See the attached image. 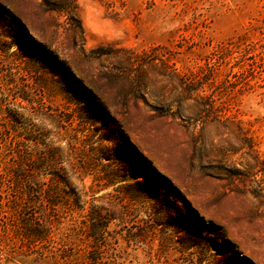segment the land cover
<instances>
[{
    "label": "rangeland",
    "instance_id": "obj_1",
    "mask_svg": "<svg viewBox=\"0 0 264 264\" xmlns=\"http://www.w3.org/2000/svg\"><path fill=\"white\" fill-rule=\"evenodd\" d=\"M0 5L16 26L0 22L9 35L0 40V161L17 141L32 159L59 146L53 170L71 173L88 209L118 215L103 245L125 264L197 259L178 250L181 235L154 225L157 204L128 199L137 185L163 187L211 237L199 264H264V0ZM83 89L110 118L79 121ZM68 216L60 228L77 232L86 215ZM13 251L0 243V264H40Z\"/></svg>",
    "mask_w": 264,
    "mask_h": 264
},
{
    "label": "trees",
    "instance_id": "obj_2",
    "mask_svg": "<svg viewBox=\"0 0 264 264\" xmlns=\"http://www.w3.org/2000/svg\"><path fill=\"white\" fill-rule=\"evenodd\" d=\"M14 21L11 13L0 5V22L15 26ZM3 38H9V35L2 31L0 24V40ZM4 48L7 45L4 47L0 43V50ZM6 83H9L8 80ZM19 96L28 100L24 93ZM80 102L85 106L75 112L82 124L93 125L106 117L110 118L107 110L89 90L83 89ZM6 113L11 121H16L20 116L14 110ZM69 118L66 116V120ZM10 129L16 131L13 123ZM27 139L39 144L36 136L29 134ZM16 143L11 149L12 160L7 161V157L2 156L0 161V243L11 247L14 255L34 256L33 261L40 264H125L122 255L109 252L103 245L107 223L116 216L118 218V215L114 211L112 215H103L98 207L88 209L86 192L71 185V173L53 170V164L61 159L59 146H49L44 153H38L32 159L27 153V143ZM45 174H50L48 181L42 179ZM135 192H126L129 200L144 199L158 205L152 212L154 225L164 226L175 236L181 235L180 240L176 241L180 246L179 251H197L196 261L190 259V264L203 261L212 239L190 224L177 199H170L160 185H137ZM64 213L72 220L77 214L86 215L77 232L71 228L73 232L68 231L67 227L60 228V218ZM76 235L81 236L84 247L78 248ZM131 236L137 241L143 235ZM218 261V264L230 263L228 258Z\"/></svg>",
    "mask_w": 264,
    "mask_h": 264
}]
</instances>
